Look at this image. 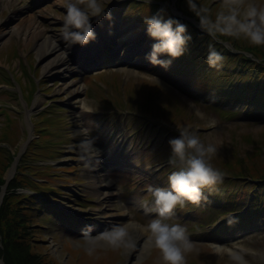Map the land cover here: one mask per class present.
Segmentation results:
<instances>
[{
  "label": "rangeland",
  "instance_id": "374dc122",
  "mask_svg": "<svg viewBox=\"0 0 264 264\" xmlns=\"http://www.w3.org/2000/svg\"><path fill=\"white\" fill-rule=\"evenodd\" d=\"M166 1L153 0L151 3L157 6L154 13L159 8L165 9L163 14L170 10L182 17L184 24L189 21L209 33L200 27L198 20L187 19L177 12L171 4L175 0ZM203 2L192 7L188 15L197 17L199 11L207 20L217 19L210 15L216 8L212 6L221 4L219 8L224 7L223 11L228 8L227 16L233 14L237 34L242 28L250 33L255 27L264 26V0ZM142 3L146 4L145 0H106L111 20L94 23L95 39L69 50L61 35L65 9L60 0H0L4 11L0 17V80L8 77L11 83L3 85L0 81V108L16 119L24 136L12 147L0 143V147H7L10 152L17 151L3 177L8 184L19 159L35 138V125L45 128V123L49 124L46 144L57 150L53 153L56 158L34 163L54 168L49 170L53 176L39 180L61 192L58 198L39 197L43 201L46 198L44 202L48 201L54 212L50 210L47 217L41 213L35 236L43 254L59 264H145L152 255L155 261H162L151 233L141 227L148 225L156 213H146L141 201L143 198L151 202L147 185L166 186L171 171L166 166L167 142L178 135L177 129L187 127L206 144L216 145L217 152L210 154L209 163L244 157L255 144L264 143V104L260 106L246 99L233 101L227 97L228 83L221 78L216 82L214 77V80L205 77L206 72L213 73L214 69L232 73L231 62L217 61L228 68H210L206 63L198 68V62L191 64L190 56L181 54L171 59L167 68H161L144 60L151 41L143 31L142 17L147 14ZM186 32L189 34L187 26ZM45 38L49 39L46 50L39 47ZM212 38L229 53L243 54L247 60L262 63L241 49L242 42L238 44L235 37L232 43L224 37ZM61 40L64 43L60 47L57 42ZM193 43L195 39L191 37L185 48L198 54L209 47L207 43L200 47ZM54 47L57 53L50 58L45 56ZM66 51L74 61L48 72V64L66 57ZM212 80L220 91H216V86L213 89L203 86ZM32 83L36 90H31ZM4 121L5 116L0 113V127ZM84 128L91 129L96 148L101 150L98 158L87 153V145L82 143L88 138ZM109 154L111 159L107 158ZM14 166L12 176L7 178ZM227 185L222 183L207 190L215 200L207 199L205 195L209 194L201 190L198 201L173 209L168 222L184 224L192 241L191 251L185 252L186 264H264V209H247L254 189L245 191L243 203L233 205L230 200H223L232 193L225 189H237ZM18 192L29 193L25 189ZM115 223L128 227V245H113L99 237ZM88 224L94 225L91 232L96 239L86 235ZM139 234H146L150 241L135 253ZM95 250L106 253L101 255Z\"/></svg>",
  "mask_w": 264,
  "mask_h": 264
},
{
  "label": "trees",
  "instance_id": "16d2710c",
  "mask_svg": "<svg viewBox=\"0 0 264 264\" xmlns=\"http://www.w3.org/2000/svg\"><path fill=\"white\" fill-rule=\"evenodd\" d=\"M188 1L189 0H175V9L184 17L198 20L200 22V27L210 33H205L204 30L201 31L200 29L195 28L191 22L186 21L185 25L188 27L189 34H192L191 37L195 39L196 44L193 43V46L199 44L198 46L200 47L202 43H207L209 44V47L215 48V50H220L221 52L224 51L226 53L220 54L221 59H223L222 62L226 64L231 62L230 65H232V73L226 74V71L223 69H214L216 71L213 73L211 71L206 72V75L204 74L205 77L208 79H213L214 77L216 80H213L216 82L221 78L223 79V82L228 83L229 89H227V97L231 98L233 101L246 99L247 102H252L262 106L264 104V45L253 44L248 35L249 33H247L248 30L246 29L244 30L242 28L240 30L241 33L237 34L238 30L235 28V23L232 24L233 14L227 16V7V11H223L224 7L221 6L222 9L219 8L221 4H215L212 7H216L215 10H217V13L215 10H213L210 15L215 18L217 17V19L211 18L210 20H207L206 16H202L199 11L196 12L197 17L188 15V13L192 11V7L196 8L198 4H205V2L201 3V0H191L192 6L190 5L186 7V4L189 3ZM156 2L167 1L156 0ZM142 7L145 8L147 15L153 14L154 9L157 8L154 3H142ZM222 13L225 17L223 20H220L219 18L221 17L220 15ZM163 15L174 17L184 24V19L172 15L169 10H167L166 14ZM212 36L217 38L224 37L225 40L230 42L231 39L235 37V41H239L237 42L238 44L241 42L243 43H241L242 45L239 44L242 46L241 49L245 50L247 53H250L254 58L262 60V63L257 64L247 60L244 58L243 54L237 55L229 53L228 49L222 48L216 44L215 41L212 40ZM233 50L235 49L233 48ZM182 54L190 56L189 62L191 64H193V62H198L199 64H196L199 66L198 68L204 67L203 64L205 63V51L198 54V51L196 53L191 49L185 48V51ZM195 54L198 55L195 56ZM218 66L228 68L227 65L222 63L218 64L217 62L212 67L215 68ZM213 80L211 82L203 83V86L211 89L216 86V91H220V87L218 85L212 84ZM0 81L3 85H11L10 79L8 77ZM30 86H32L31 90H33V88L35 90L37 89L34 83L30 84ZM21 91L23 94L22 89ZM0 113L4 115L6 119V122L4 121L0 127L2 128L0 132V143H4L12 147L15 144H18L20 142L19 139H23L24 136L17 127L18 124L16 119H12L6 112L5 108L1 107ZM39 117L40 116L37 115V118ZM40 119L44 121L45 117H41ZM45 125V128L35 125V138L32 139V141L28 144L25 152L19 159L18 165L15 169V174L8 182L5 194L0 204V259H2L3 264H59L52 257L43 254V252L40 250V245L36 243L38 239H36L35 236L37 233L36 229L39 226V218H42L41 213L44 212L43 216L47 217L49 216L50 210L54 212L51 206L47 204L48 201L44 202L46 198L44 197L45 200L43 201L39 197L44 195L48 198V200L50 196H56V198H58V195L61 192L60 189L51 187L48 184H43L39 180H44L50 176H53L50 172L54 168L52 166H38L34 163H40L56 158L53 153H55L57 150L46 144V138H49V134L46 132L50 130V126L47 123H45ZM42 143L43 145H41ZM16 154L17 151L10 152L7 147H0V191L1 187L5 183L3 176L14 161ZM211 165L214 168L219 169L223 175L219 182L213 185L204 186L201 189L203 190V193L209 194V196L205 195L207 199L215 200L213 193H208L207 190H210V188L214 189L216 187H220L222 183H228L227 186H230L231 188L236 186L237 189H233L231 191L225 189V192L232 193L228 194L229 197L224 198L223 200H230L233 205L243 203L245 198L243 194L245 191L248 189H254L251 193V196L249 197L250 201H248L247 209L249 210L251 207H261V209H264V143L255 144L254 148L250 152H247L244 157L235 156L229 160L211 163ZM38 169L46 171V173L44 174V172L39 171ZM20 189L33 192L37 197L28 193H20L18 192ZM236 217L238 218V216ZM95 253L104 255L106 252L95 250ZM105 264H110V262H106ZM145 264H163V261H155V256L152 255L145 262Z\"/></svg>",
  "mask_w": 264,
  "mask_h": 264
},
{
  "label": "clouds",
  "instance_id": "9594fccd",
  "mask_svg": "<svg viewBox=\"0 0 264 264\" xmlns=\"http://www.w3.org/2000/svg\"><path fill=\"white\" fill-rule=\"evenodd\" d=\"M65 9L62 17L61 35L67 49L73 46H83L94 40L96 33L93 24L101 19L111 20V12L106 11V0H60ZM152 0H145L150 4ZM191 3V0H189ZM194 6V5H193ZM165 9L159 8L155 13L142 17L144 34L151 43L144 53V60L150 65L167 68L171 59L185 51V45L191 39L186 32V25L171 16L163 15ZM253 44L264 45V26L255 27L249 34ZM70 52L66 51L65 56ZM221 59L220 54L209 47L204 54L207 66L212 67ZM178 135L168 140L169 154L166 163L171 171L166 177V186L147 185L151 202L143 200L142 206L146 213L155 212L156 215L148 225H142L151 233V239L162 257L163 264H186V251H191L192 241L187 228L181 223H170L176 206L183 207L185 201H197L204 186L213 185L222 178V172L209 163L210 154L217 152L213 143H205L195 131L189 128H179ZM87 139L82 143L87 145V153L93 158L101 155L96 148V140L91 135L90 128H84ZM86 235L93 237L91 230L94 225L85 226ZM100 238L107 239L113 245L127 242L128 227L115 223L107 227Z\"/></svg>",
  "mask_w": 264,
  "mask_h": 264
},
{
  "label": "bare ground",
  "instance_id": "6f19581e",
  "mask_svg": "<svg viewBox=\"0 0 264 264\" xmlns=\"http://www.w3.org/2000/svg\"><path fill=\"white\" fill-rule=\"evenodd\" d=\"M3 12L4 11L0 8V17H2ZM21 15H23V13H21ZM34 33H37V31L34 32ZM48 41H49V39L45 38L43 40V42L39 45V47H41L42 49L47 48L48 47ZM58 43L60 44V47H61L62 43H64V41L61 40V41H58L57 44ZM110 43H111V41L109 42V44ZM55 51H58L57 47H54L50 52L48 51L47 53H45V56L50 58V57L54 56L57 53ZM42 58H44V56ZM73 61H74V58L72 57V55H69V56H66V57H59L57 60H54L51 63H49L48 66L46 67V70L48 72L60 70L61 67L69 65ZM111 154H109V157H107V158L111 159V156H110ZM107 158H105V159H107ZM14 169H15V166L13 167L12 170H10L8 172V174L6 175L7 178H10L12 176V174L14 172ZM129 241H130V236L127 237V242H126L127 245L129 244ZM149 241H150V238H148L146 234H142V235L139 234L138 237H137V241H135L136 244H137V249L135 248L136 249L135 253L139 251L140 247H144ZM122 244H124V243H122Z\"/></svg>",
  "mask_w": 264,
  "mask_h": 264
},
{
  "label": "water",
  "instance_id": "95a60500",
  "mask_svg": "<svg viewBox=\"0 0 264 264\" xmlns=\"http://www.w3.org/2000/svg\"><path fill=\"white\" fill-rule=\"evenodd\" d=\"M10 179H8L7 181H9ZM5 186H7V183H5V185H4V187H3V189L0 191V202H1V200H2V193H3V191L5 190L4 188H5Z\"/></svg>",
  "mask_w": 264,
  "mask_h": 264
}]
</instances>
